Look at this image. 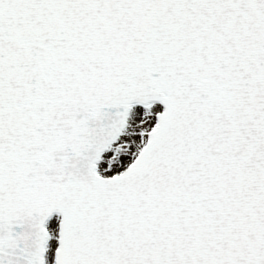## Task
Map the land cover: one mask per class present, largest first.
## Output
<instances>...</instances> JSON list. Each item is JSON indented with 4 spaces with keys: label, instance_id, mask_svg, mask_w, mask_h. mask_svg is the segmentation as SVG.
Listing matches in <instances>:
<instances>
[{
    "label": "snow or ice",
    "instance_id": "snow-or-ice-1",
    "mask_svg": "<svg viewBox=\"0 0 264 264\" xmlns=\"http://www.w3.org/2000/svg\"><path fill=\"white\" fill-rule=\"evenodd\" d=\"M0 264H264V0H0Z\"/></svg>",
    "mask_w": 264,
    "mask_h": 264
}]
</instances>
